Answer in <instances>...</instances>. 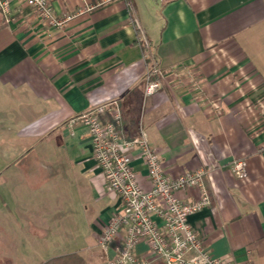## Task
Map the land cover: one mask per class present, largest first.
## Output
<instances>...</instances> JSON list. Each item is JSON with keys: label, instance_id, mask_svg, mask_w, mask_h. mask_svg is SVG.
Masks as SVG:
<instances>
[{"label": "crops", "instance_id": "crops-1", "mask_svg": "<svg viewBox=\"0 0 264 264\" xmlns=\"http://www.w3.org/2000/svg\"><path fill=\"white\" fill-rule=\"evenodd\" d=\"M130 1L131 11L123 0H56L55 17H71L59 28L23 0H10L13 21L0 15V145L13 159L0 264H107L97 239L120 199L76 119L100 105L105 123L118 108L123 139L141 122L168 176L206 171L203 187L177 197L195 201L206 191L208 205L188 223L211 256L264 264V0ZM152 63L161 85L145 97ZM188 69L207 104L188 89ZM236 160L245 163L243 178L231 170ZM134 256L164 264L144 242Z\"/></svg>", "mask_w": 264, "mask_h": 264}, {"label": "built area", "instance_id": "built-area-1", "mask_svg": "<svg viewBox=\"0 0 264 264\" xmlns=\"http://www.w3.org/2000/svg\"><path fill=\"white\" fill-rule=\"evenodd\" d=\"M23 1L49 27L59 28L71 18L55 17L52 4L56 0ZM123 1L131 11V1ZM0 15L5 23L13 21L10 0H0ZM133 23L137 24L135 19ZM139 39L147 50L149 45L143 34ZM159 75L160 71L154 63L147 67L143 86L145 97L155 94L160 88ZM186 76L190 83L188 89L201 104H207L209 101L203 95L198 77L192 74L191 69L186 71ZM106 110L107 106L100 105L76 119L87 129L92 157L104 177L107 190L120 199V209L101 227L97 239L98 247L106 254L110 253L107 264H138L134 248L139 242L146 243L164 264H235L211 256L188 223L189 215L208 205L206 191L202 188L200 198L195 201L184 202L177 197L178 192L203 187L206 171L197 169L174 178L168 176L151 148L141 122L133 137L123 139L119 130L121 114L118 108H112L113 121L105 123L101 116ZM133 150L137 151L147 170L149 190L141 188L138 174L131 167ZM244 167V161L236 160L231 170L237 177L243 178Z\"/></svg>", "mask_w": 264, "mask_h": 264}, {"label": "rangeland", "instance_id": "rangeland-1", "mask_svg": "<svg viewBox=\"0 0 264 264\" xmlns=\"http://www.w3.org/2000/svg\"><path fill=\"white\" fill-rule=\"evenodd\" d=\"M8 148L0 145V233L2 232V243L5 248L9 244V195H10V177H11V163L13 159L6 157ZM5 203V205H2ZM1 235V234H0ZM1 245V244H0Z\"/></svg>", "mask_w": 264, "mask_h": 264}]
</instances>
